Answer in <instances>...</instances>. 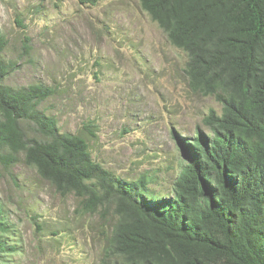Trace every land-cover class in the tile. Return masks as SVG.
Masks as SVG:
<instances>
[{
    "label": "trees",
    "instance_id": "1",
    "mask_svg": "<svg viewBox=\"0 0 264 264\" xmlns=\"http://www.w3.org/2000/svg\"><path fill=\"white\" fill-rule=\"evenodd\" d=\"M187 55L192 92L213 97L203 125L175 139L184 162L171 195H159L148 172L123 178L98 162L96 125L61 132L40 105L53 86L6 83L14 61L0 29V164L25 162L81 208L115 220L100 264H264V0H138ZM97 5L99 0H80ZM25 27L22 20L17 21ZM32 50L24 38V52ZM15 228L0 202V259L15 253Z\"/></svg>",
    "mask_w": 264,
    "mask_h": 264
},
{
    "label": "rangeland",
    "instance_id": "2",
    "mask_svg": "<svg viewBox=\"0 0 264 264\" xmlns=\"http://www.w3.org/2000/svg\"><path fill=\"white\" fill-rule=\"evenodd\" d=\"M0 29L9 39L2 57L16 63L7 84L53 86L56 94L40 108L61 132L81 133L93 122L98 162L123 178L148 172L153 192L172 194L184 162L174 134L190 138L198 127L209 133L203 117L221 104L191 91L186 53L138 0H0ZM0 202L17 245L0 264H100L113 216L85 212L80 197L62 196L23 154L9 169L0 164Z\"/></svg>",
    "mask_w": 264,
    "mask_h": 264
}]
</instances>
